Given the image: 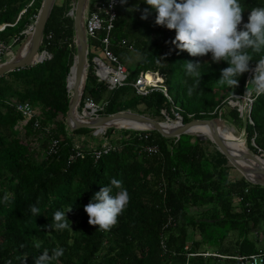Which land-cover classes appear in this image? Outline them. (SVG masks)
<instances>
[{"label": "trees", "instance_id": "obj_1", "mask_svg": "<svg viewBox=\"0 0 264 264\" xmlns=\"http://www.w3.org/2000/svg\"><path fill=\"white\" fill-rule=\"evenodd\" d=\"M72 1L56 2L46 23L41 49L51 59L0 77V264H24L25 257V264H35L37 256L45 250L51 255L55 248H63L64 254L51 264H239L236 257L263 253L264 187L233 177L232 166L210 141L191 134L175 139L154 131L108 128L102 139L111 149L99 160L93 151L103 141L97 147L77 146L74 136L95 137L94 130L70 131L65 123L71 98L67 77L76 54L73 18L68 15ZM41 3L0 0V26H5L0 43L22 45L23 32L34 24ZM239 3L243 23L253 7H264V0ZM136 5L138 11L128 10ZM148 7L144 0H127L111 32L109 49L126 66L127 85L108 91L96 78L91 60L102 57L103 33L89 40V68L78 110L91 98L105 104L101 115L131 110L158 120L179 116L183 123L220 118L241 132L243 116L227 99L245 96L252 73L242 74L236 89L220 85L217 80L228 63L212 62L211 54L204 60L176 49L171 43L175 31L156 25L154 10L141 19ZM249 52L254 67L264 50ZM188 61L201 63L197 87V78L187 74ZM141 72L163 77L166 95L160 90L136 94L131 84ZM189 88L194 89L190 95ZM249 98L245 144L264 158V95ZM14 102L39 108L38 129L32 119L24 133L18 131L21 115ZM114 134L119 138L113 139ZM53 140L56 154H48ZM151 145L158 153L149 156L144 148ZM76 151L81 156L68 162ZM112 178L122 181L130 199L117 223L104 231L88 223L84 206ZM117 191L113 188V194ZM6 193L8 203L3 200ZM33 205L39 216L31 213ZM58 210L66 213L68 229H48Z\"/></svg>", "mask_w": 264, "mask_h": 264}, {"label": "clouds", "instance_id": "obj_2", "mask_svg": "<svg viewBox=\"0 0 264 264\" xmlns=\"http://www.w3.org/2000/svg\"><path fill=\"white\" fill-rule=\"evenodd\" d=\"M120 3L127 4V0H120ZM144 3L149 7L143 10L141 19L147 20L151 14L150 10H154L155 24L175 31V38L171 43L176 49L186 51L192 57L211 54L212 62L228 63L229 66L221 70V76L217 80L220 85L236 89L239 87L238 78L251 72L244 95H264V56L252 67L250 62L253 57L249 52V49L253 53L264 50V7H253L247 22L243 23L244 8L239 0H144ZM128 10L138 11L139 6ZM185 65L187 74L197 78V87L202 75L199 71L201 63L188 61ZM193 90L189 88L188 94ZM233 96L237 95L233 93ZM113 188L119 191L113 194ZM129 199V193L123 188L122 181L112 178L110 184L102 186L84 206V211L89 217L88 223L98 226L100 230H110L125 210ZM3 200L5 203L10 202L7 193ZM30 210L34 216L40 215V209L36 205L31 206ZM70 211L72 208L66 213ZM66 213L56 211L53 223L47 226L48 229H68L70 224ZM34 247L39 249L40 244L36 243ZM63 254V248L53 249L51 255L45 250L35 258V264H51V261L59 259ZM26 259L27 257L24 264Z\"/></svg>", "mask_w": 264, "mask_h": 264}, {"label": "water", "instance_id": "obj_3", "mask_svg": "<svg viewBox=\"0 0 264 264\" xmlns=\"http://www.w3.org/2000/svg\"><path fill=\"white\" fill-rule=\"evenodd\" d=\"M57 0H42L40 9L33 24V30L22 48L28 45L26 52L21 54V50L17 55H13L10 59L0 64V77L20 69L31 67L39 62L40 47L42 44L43 33L46 23L49 19L51 11ZM87 0H75L72 9L69 11L70 16L73 18L74 30V44H75V57L73 64L70 68L67 77L66 89L71 94L66 113L65 123L70 131L80 129L94 130L93 135L104 134L108 128L127 129L134 131L148 130L157 132L163 138L178 139L181 135L191 134L190 128L193 126L210 127L215 130V133L207 134L203 140L210 141L216 150L221 153L232 166L240 177L252 185L264 187V158L261 155L254 154L247 150L246 154H242L240 150L233 147L229 140L223 138L218 132V125L222 121L220 118H213L208 120L193 119L189 122L183 123L182 118L178 117L173 125H169V118L166 117V122L157 121L147 115L137 113L131 110H125L110 115H103L99 117H83L79 114L78 108L83 95L85 82L87 78V70L89 68L88 58V43L84 29V11ZM72 81V90H69V81ZM251 103L249 105V108ZM241 115L242 111L238 110ZM130 119L133 122L140 123L145 126L144 129L134 128H116L112 124L118 120ZM243 129L240 137L243 138V144L246 140V117L243 116ZM172 123V122H170ZM255 146V145H253Z\"/></svg>", "mask_w": 264, "mask_h": 264}, {"label": "built area", "instance_id": "obj_4", "mask_svg": "<svg viewBox=\"0 0 264 264\" xmlns=\"http://www.w3.org/2000/svg\"><path fill=\"white\" fill-rule=\"evenodd\" d=\"M125 6L126 4L122 5L120 3V0H87L84 11L83 23L88 45L90 39H96L98 33H103V37L100 40L102 57H93L91 63L96 78L100 82L105 83L108 91H112L116 88H120L128 84V71L126 66L123 65L109 49L110 36L114 28L115 20L117 19L119 11L124 9ZM4 27V25L0 26V31L3 30ZM32 30L33 25L29 26L27 30L23 32L26 39L30 36ZM50 38L51 35H48L47 39L49 40ZM121 45H126V41L122 40ZM41 47L39 53V62H37V64H41L51 59V55L46 50H42ZM7 54H10L11 57L14 55L10 51V46L4 43H0V64L2 63V57L7 56ZM131 86L135 90V93L141 96H145L153 90L162 91L163 89L154 87L148 80H146V72H141L139 77H137V79L133 84H131ZM163 94L166 95L165 92H163ZM13 104L15 106V110L21 115L19 126L16 125L18 131L24 133V125L32 119L35 120L33 127L35 129L39 128V122L36 119L39 111L38 107H34L29 102H14ZM104 107L105 104H96L91 98H85L80 114L83 115V117L88 118L103 116L101 115V112L103 111ZM144 131L148 130H141L139 132ZM143 138L146 139L148 138V136L144 135ZM56 146L57 141L53 140L47 153L56 154ZM110 147L111 146L108 145V143L104 142L101 147L96 148L93 151L95 161L99 160L102 155L106 154L111 149ZM144 152L147 155L152 156L158 153V148L155 145L147 146L146 148H144ZM260 155L263 157L262 154ZM78 156H81V152L76 151L74 154L70 155L68 162L73 161L74 158ZM236 259L239 261V264H262L264 262V252L254 255L236 257Z\"/></svg>", "mask_w": 264, "mask_h": 264}, {"label": "rangeland", "instance_id": "obj_5", "mask_svg": "<svg viewBox=\"0 0 264 264\" xmlns=\"http://www.w3.org/2000/svg\"><path fill=\"white\" fill-rule=\"evenodd\" d=\"M60 1H61V0H57L56 2L59 3ZM74 3H75V0L72 1V4H73V5H74ZM21 47H22V45H10V51H11L14 55H17L18 51H20V50H24V49H25V47L22 48V49H21ZM10 57H11L10 54H7V56H3L1 60L4 62V61H7ZM203 59H204V60H207V59H209V58L203 56ZM140 74H141V73H140ZM140 74H139V75H140ZM139 75H138V77H139ZM149 75H151L152 78H153V77H156V81H157L158 83H155L154 80H153L152 82H150V81H149V82H150L154 87L162 88V86L164 85V78L161 77V76H160L159 74H157V73L149 72ZM157 76H158V77H157ZM159 76H160L161 79L159 78ZM160 91H161V90H160ZM162 91L166 93L165 89H162ZM227 103H228L229 106H231V107H237L238 110L242 111L243 116H248V113H249V105H250V103H252V100L249 98L248 95H245V96L238 97V101H232L231 99H227ZM78 109H79V108H78ZM81 110H82V109H81ZM78 111H79V110H78ZM80 112H81V111H79V114H80ZM161 114H165V113L162 112ZM144 115H146V114H144ZM147 116H148V115H147ZM149 117H150V116H149ZM178 117H179V116H176L175 119H170V118H169V120H170V122L174 123ZM153 119H154V118H153ZM155 120L160 121V122H166V117L163 116V120H158V119H155ZM17 125L19 126V122H18ZM220 128H221L222 130H225V131L227 130V131H229L230 133H232L236 139H238V138L240 137L241 132H242V131H241V132L238 131V130L235 129L232 125L228 124L227 122H225V121H223V120L220 122ZM117 130H121V129H117ZM125 130H127V129H125ZM93 134H94V133H92L91 135L95 137L94 140L88 138L89 136H74V138L76 139V142H77V146H82L84 143H87V145H89V146H91V147H97L98 144L101 143V141L108 143L107 141H105L104 139H102L103 134H97V135H93ZM191 135H195V136H198L199 138H201V136H199V135H197V134H191ZM118 136H119L118 134H114L112 138H113V139H118V138H119ZM201 139H202V138H201ZM252 145H253V144H252ZM242 148H243V150L247 153L248 148H247L245 142H244V144L242 145ZM248 151H249V150H248ZM249 152H250V151H249ZM231 175H232L233 177H239V174H238L235 170H231Z\"/></svg>", "mask_w": 264, "mask_h": 264}, {"label": "bare ground", "instance_id": "obj_6", "mask_svg": "<svg viewBox=\"0 0 264 264\" xmlns=\"http://www.w3.org/2000/svg\"><path fill=\"white\" fill-rule=\"evenodd\" d=\"M28 47H29V43L27 46H25V49L22 51L21 54H24ZM146 80H148L150 82H152L154 80L155 83H158L156 81V77L152 78V76L149 75V72H146ZM69 90L70 91L72 90V81L71 80L69 81ZM170 124L173 125V123L169 122L168 126H171ZM112 125L115 126L116 128H134V129H144L145 128V126H143L142 124L133 122L130 119L118 120V121L114 122ZM189 131L191 134L201 135L202 137H206V135L209 133L212 135L215 133V130L213 128H210V127L203 128L200 126H193L190 128ZM218 132L223 138H225L226 140H229V142L232 143L233 147L240 150V152L242 154H246V152L242 148V145H243V138L242 137H239L238 139H236L234 137V135L232 133H230L229 131L222 130L220 128V124L218 125Z\"/></svg>", "mask_w": 264, "mask_h": 264}, {"label": "crops", "instance_id": "obj_7", "mask_svg": "<svg viewBox=\"0 0 264 264\" xmlns=\"http://www.w3.org/2000/svg\"><path fill=\"white\" fill-rule=\"evenodd\" d=\"M22 51H23V50H21V52H20V53H22ZM9 59H10V58H9ZM81 99H82V98H81Z\"/></svg>", "mask_w": 264, "mask_h": 264}]
</instances>
